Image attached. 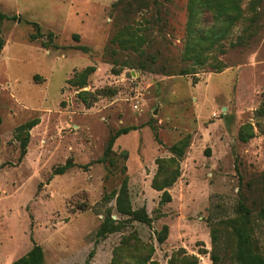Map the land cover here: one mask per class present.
I'll list each match as a JSON object with an SVG mask.
<instances>
[{
	"label": "rangeland",
	"instance_id": "rangeland-1",
	"mask_svg": "<svg viewBox=\"0 0 264 264\" xmlns=\"http://www.w3.org/2000/svg\"><path fill=\"white\" fill-rule=\"evenodd\" d=\"M0 12V264H241L237 229L264 258V0Z\"/></svg>",
	"mask_w": 264,
	"mask_h": 264
},
{
	"label": "trees",
	"instance_id": "trees-1",
	"mask_svg": "<svg viewBox=\"0 0 264 264\" xmlns=\"http://www.w3.org/2000/svg\"><path fill=\"white\" fill-rule=\"evenodd\" d=\"M233 10L236 9V5L233 4L232 6ZM9 19H15V16H10L5 13L0 12V21L2 20H9ZM33 24L36 27V30L39 31V25L35 22H29ZM40 32H37L36 34H30L31 39H35L39 36ZM49 39H52L53 33L49 32L48 33ZM76 37V36H75ZM44 45L47 46L46 43ZM0 48H2V42H0ZM196 48V45L191 46V48H187V50L191 49V51H194ZM180 73H186L184 71ZM37 123L36 120H31L27 123H25L22 127L30 129ZM132 128H123L117 130L113 136L111 137V140L109 142V148L112 146L113 141L120 135L128 133ZM25 145H26V140L23 142L21 151H20V156L19 159L24 155L25 153ZM69 166V163H65L63 166L56 168L53 173L54 174H62L65 169ZM135 217L141 218L142 220L146 221L148 220L147 214L145 213L144 209H141L139 213H136ZM167 235V226L164 225L160 231L157 232V241L163 242L166 239ZM236 237H237V246H238V251L237 255L239 257V261L241 264H264V258L261 257L259 254L252 253L251 251L247 250L245 248V240L246 237L245 235L242 234V231L240 229L236 230ZM211 259L213 263L217 260L218 256L215 254H211ZM186 261L185 264H198V258L194 255L188 256V257H182L181 261H178L174 259V257H171L167 264H179V262ZM12 264H44V255H43V250L41 246L34 241H32V246L31 248L22 256L16 258Z\"/></svg>",
	"mask_w": 264,
	"mask_h": 264
}]
</instances>
